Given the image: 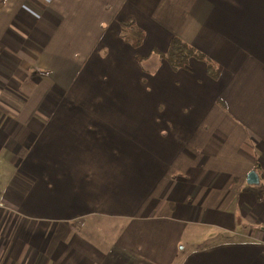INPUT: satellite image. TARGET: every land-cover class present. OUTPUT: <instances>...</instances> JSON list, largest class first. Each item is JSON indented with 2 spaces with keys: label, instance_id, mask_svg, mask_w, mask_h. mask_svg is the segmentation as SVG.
Wrapping results in <instances>:
<instances>
[{
  "label": "crops",
  "instance_id": "crops-1",
  "mask_svg": "<svg viewBox=\"0 0 264 264\" xmlns=\"http://www.w3.org/2000/svg\"><path fill=\"white\" fill-rule=\"evenodd\" d=\"M0 202V264H264V0H3Z\"/></svg>",
  "mask_w": 264,
  "mask_h": 264
},
{
  "label": "trees",
  "instance_id": "trees-1",
  "mask_svg": "<svg viewBox=\"0 0 264 264\" xmlns=\"http://www.w3.org/2000/svg\"><path fill=\"white\" fill-rule=\"evenodd\" d=\"M3 0H0V3ZM124 22L123 24L126 26L133 28L131 26L133 23L132 21ZM130 38L134 43V46H138L143 39V35L141 31L134 29L131 31ZM162 58H164L168 64L173 69H178L180 67H185L190 59L195 58L199 60H203L207 65V74L210 77L216 78L218 73L220 72L219 68L213 64V62L203 53L196 50L193 46L185 43L181 39L177 37H173L170 41L169 47L166 52L159 53Z\"/></svg>",
  "mask_w": 264,
  "mask_h": 264
},
{
  "label": "rangeland",
  "instance_id": "rangeland-1",
  "mask_svg": "<svg viewBox=\"0 0 264 264\" xmlns=\"http://www.w3.org/2000/svg\"><path fill=\"white\" fill-rule=\"evenodd\" d=\"M199 234L201 236L197 238L187 239L185 237L182 244H191L192 246H198L204 242H207V241L212 242V241L217 240V238H221L225 236L223 232H221L219 229H216L215 227H208L206 230L199 232Z\"/></svg>",
  "mask_w": 264,
  "mask_h": 264
},
{
  "label": "water",
  "instance_id": "water-1",
  "mask_svg": "<svg viewBox=\"0 0 264 264\" xmlns=\"http://www.w3.org/2000/svg\"><path fill=\"white\" fill-rule=\"evenodd\" d=\"M257 178H256V174L254 173V171H251L248 174V182H256Z\"/></svg>",
  "mask_w": 264,
  "mask_h": 264
},
{
  "label": "built area",
  "instance_id": "built-area-1",
  "mask_svg": "<svg viewBox=\"0 0 264 264\" xmlns=\"http://www.w3.org/2000/svg\"><path fill=\"white\" fill-rule=\"evenodd\" d=\"M0 205H1V202H0Z\"/></svg>",
  "mask_w": 264,
  "mask_h": 264
}]
</instances>
